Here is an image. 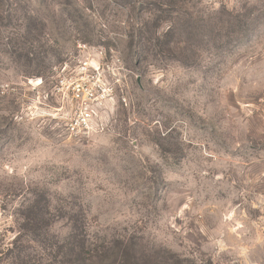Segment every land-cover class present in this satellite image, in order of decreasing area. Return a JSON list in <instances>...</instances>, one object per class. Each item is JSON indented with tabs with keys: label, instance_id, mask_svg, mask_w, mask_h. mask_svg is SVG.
I'll return each mask as SVG.
<instances>
[{
	"label": "rangeland",
	"instance_id": "rangeland-1",
	"mask_svg": "<svg viewBox=\"0 0 264 264\" xmlns=\"http://www.w3.org/2000/svg\"><path fill=\"white\" fill-rule=\"evenodd\" d=\"M79 42L134 74L75 141L53 89ZM260 106L264 0H0V264L82 228L110 259L264 264Z\"/></svg>",
	"mask_w": 264,
	"mask_h": 264
},
{
	"label": "built area",
	"instance_id": "built-area-1",
	"mask_svg": "<svg viewBox=\"0 0 264 264\" xmlns=\"http://www.w3.org/2000/svg\"><path fill=\"white\" fill-rule=\"evenodd\" d=\"M133 74L113 47L79 42L77 55L64 63L53 89L65 104L68 137L75 141L88 137L112 103H127ZM258 110L264 117V106Z\"/></svg>",
	"mask_w": 264,
	"mask_h": 264
},
{
	"label": "trees",
	"instance_id": "trees-1",
	"mask_svg": "<svg viewBox=\"0 0 264 264\" xmlns=\"http://www.w3.org/2000/svg\"><path fill=\"white\" fill-rule=\"evenodd\" d=\"M35 209L38 208H36V206L27 208V214H24V223H27L24 224V226H30V229H33L32 231L35 233L39 232L40 229L42 230L41 232L44 230V232L48 233L47 229L42 228L38 219L44 215V210L39 209L41 210V214H39ZM23 232L24 231L20 233L17 239H20ZM63 242L64 243L56 241L54 244V251L50 249L47 253L46 250L39 256H32L24 253L19 247L14 249V247H12L14 244L12 246H7L5 251L7 253L12 251L11 254L14 256L12 258L15 259L18 264H139L137 260L124 254L121 249H119L116 257L110 259L108 255L112 247L107 245L104 247V250L96 251L94 254V243L89 240V234L84 228H82L77 235L68 236ZM59 250H61L62 253H60ZM120 251L122 255H120ZM97 260H99V262Z\"/></svg>",
	"mask_w": 264,
	"mask_h": 264
}]
</instances>
